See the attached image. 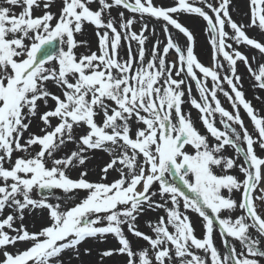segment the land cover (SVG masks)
Here are the masks:
<instances>
[{
	"label": "snow or ice",
	"instance_id": "obj_1",
	"mask_svg": "<svg viewBox=\"0 0 264 264\" xmlns=\"http://www.w3.org/2000/svg\"><path fill=\"white\" fill-rule=\"evenodd\" d=\"M94 2L98 3L96 9L91 7ZM41 5L43 15L34 16L33 9ZM51 5L52 0L0 3V214L10 210L0 218L4 257L0 264H63L59 258L64 252L73 251L79 258L82 243L89 239L104 242L110 234L120 247L104 250L101 258L122 254L128 257L127 264H261L264 213L255 200L264 203V157L257 155L254 145L264 150V115L245 98L242 77L237 74L238 61L252 72L250 58L228 41L251 46L261 55L264 42L250 38L246 26L232 19L230 0H219L218 4L201 0L199 6L194 0H178L172 7L157 6L153 0H62L58 16L49 10ZM13 6L22 10L17 14ZM114 7L140 18L162 19L166 34L163 47L157 39L146 60V33L154 34L155 30L145 23L139 32L134 31L136 18H126L124 12L118 13L117 22L111 16ZM250 12L247 27L264 31V0H250ZM180 13L195 14L206 21L214 67L205 66L195 56L192 32L174 18ZM85 24L95 27L98 50L78 56L75 49L87 47L88 42L77 41L75 35L83 32ZM169 26L186 37L187 45L174 42ZM133 41L137 44L135 53ZM124 46L127 56L121 57ZM170 50L177 54L176 61L169 62ZM220 56L230 70L222 79ZM252 74L264 90V64ZM208 77L211 88L205 83ZM189 81L195 82L200 94V100L192 98L191 104L201 114L215 144L194 126L190 113L182 111L185 90L189 95L192 91ZM49 82L61 89V95L48 89ZM223 82L231 94L224 91ZM217 90L223 92L235 114L221 105ZM49 100L55 107L40 113L43 134L30 133L40 104L47 108ZM241 106L255 136L241 118ZM215 113L222 117L223 131L215 126ZM97 116H102L100 122ZM53 119L58 121L55 126ZM133 122L143 126L133 132ZM82 126L87 131L77 138L74 129ZM68 142L77 148L56 158L55 153ZM225 146L233 148L242 162L223 155ZM35 147L39 151L33 154ZM117 149L121 154L112 156ZM91 150L112 156L101 169V182L88 180L86 169L78 178L70 177L69 169L83 167ZM17 152L26 155L13 160ZM234 167L239 168L243 180L215 171L219 168L227 173ZM109 171L118 172L119 178L103 182ZM155 185L158 191L151 190ZM54 190L69 198L80 190L86 195L73 206L62 208L48 200ZM34 191H39L40 199L32 197ZM234 191L241 192L239 201L233 198ZM157 195L161 201L154 199ZM155 209H164L166 217H159L155 224L149 221L154 233L150 236L138 230L137 220L145 211ZM36 210H47L49 222L39 231L29 232L23 224L24 214ZM238 210L241 214L233 216ZM188 211L202 218V237L195 234ZM225 212L227 215H222ZM125 226L149 248L134 250ZM216 231L222 237L223 253L214 243ZM18 243L29 246L14 253L7 251ZM194 250H202L203 255Z\"/></svg>",
	"mask_w": 264,
	"mask_h": 264
},
{
	"label": "rangeland",
	"instance_id": "obj_2",
	"mask_svg": "<svg viewBox=\"0 0 264 264\" xmlns=\"http://www.w3.org/2000/svg\"><path fill=\"white\" fill-rule=\"evenodd\" d=\"M154 4L157 6H163V7H172L175 6L176 3H178V0H153ZM194 2L199 6L201 4V0H194ZM0 3H2V0H0ZM214 3L218 4L219 0H214ZM7 6V5H5ZM91 7L93 9H96L98 7V3L94 2ZM62 8V0H52L51 8L49 9L52 13L59 15ZM12 10L16 12L17 14L22 10L18 6H13ZM45 9L41 5L39 8L33 9V15L34 16H40L43 15ZM230 15L232 19L237 22L238 24H243L246 26V34L250 38H255L260 42H264V31H261L258 27H247L250 24L251 19V12H250V0H230V7H229ZM124 12V16L126 18H132L133 16L136 18V23L133 26V30L139 32L142 26L147 23L150 29H154L153 32H148L146 35H148L149 39L146 42V60L150 59V56L147 53H150L152 46L154 42L159 39L161 41V48L163 47V44L166 42V35L163 32V25L164 21L162 19H156L151 18L148 16H145L144 18H140L139 14H131L127 10L123 9L122 7H114L111 10V16L117 19V22H119L118 13ZM211 14V13H210ZM108 16L105 15V19H107ZM174 18L178 19V21L185 27H187L193 34L194 37V54L198 58V60L203 63L205 66L208 67H214V53L212 46L210 44V33L206 30L207 24L206 21H204L202 18H200L198 15L195 14H186V13H180L177 15H174ZM226 31H228L230 34L232 33V30L228 27H226ZM169 32L175 33V37H172L174 42H177L181 47H184L187 45L188 41L186 37L180 33L179 30L175 29L172 26H169ZM75 39L77 41H87V47L81 46L75 49L76 54L83 55V54H90V51H97L98 50V38L96 36V29L91 24H85L83 28V32L81 34H76ZM229 43L233 44L234 48H237L239 51H241L243 54L247 55L250 58L251 68L252 72H258L259 65L264 64V55H261L258 50L252 48L251 46L247 45H237L233 41L229 40ZM124 45L127 44V42H123ZM132 49L135 53L137 49V44L135 41L132 42ZM90 50V51H89ZM120 55L121 57L127 56V48L126 46L121 47L120 49ZM220 62L224 65L222 69H220L221 79L224 75H230L229 66L226 61L223 60L222 56L218 57ZM169 62L176 61L177 60V54L174 50H170V54L168 56ZM53 66H57L55 61L52 62ZM252 72L249 71V68L247 65H245L243 62L237 63V74H239L242 77L241 85L242 90L245 93V98L251 102L253 107L261 114L264 115V90L259 89L257 86V82L254 79V76ZM198 76L204 80L203 74L199 73L197 70ZM191 84V94L189 95L186 91V95L184 97L185 103L182 105V111L185 114L190 113L191 120L194 123V126L199 130V132L206 136V127L204 126L202 120H201V114L199 111L193 107L191 104V99L195 98L197 101L200 100V94L199 90L196 88L194 81H189ZM205 83L209 88L212 87V81L211 78L208 77L205 80ZM48 89L56 94L61 95V89L57 86H55L52 82H49L47 85ZM222 87L224 91H228L231 94L230 87L226 84V82L222 83ZM234 95V94H232ZM258 97V99H257ZM217 98L220 100L221 105L228 110L229 112H233L235 114V110L231 107L230 102L228 99L224 96L223 92L217 90ZM210 102L212 103V106H215V103L211 101V97H209ZM55 107V104L52 100H49L47 108L44 107V105L41 103L39 112L36 117L32 118V122L30 125L29 132L42 135L41 129L44 128V124L40 120V113L50 110ZM240 115L241 118L244 121L245 126L248 128L249 132L252 133L255 136L254 132V126L250 120V118L247 116L246 112L243 110L242 106L240 107ZM97 121L100 122L102 120V116L96 117ZM221 115L219 113L214 114V123L215 126L220 129L221 131L224 130V124L221 123ZM58 123L56 119L52 120V125L55 126V124ZM228 123H233L229 121ZM143 125H137L135 122L132 123V130L135 132L137 127H142ZM234 127L237 128L239 131L238 125L233 124ZM51 130V129H48ZM87 131L86 127H79L74 129V135L78 138L80 135L85 134ZM29 132H26L24 134L25 138L29 135ZM208 135V134H207ZM208 139L211 140V144L217 143L215 138L208 135ZM246 147V146H245ZM256 153L260 157H264V150H262L259 145H254ZM77 148V145L71 142L66 143L65 146H63L59 151L55 153L56 158L63 157L67 154H70L71 151L75 150ZM189 151H192V149H188ZM33 154L36 151H39L38 147L33 148ZM26 155L25 153H14L13 160L17 156ZM223 155L227 157H232L234 159H237L238 163L242 162V157L237 158L235 150L231 148L230 146H225V150L223 152ZM88 160L86 164L83 167H75L71 168L68 171V175L72 178H78L81 171L84 169L87 170L88 176L87 179L93 182H101L102 172L101 169L109 163L110 159H112V156H109L108 153L102 150H91L87 153ZM119 156V155H118ZM6 167L9 165H5ZM49 166H51V161H49ZM119 167V165H118ZM217 174H232L235 176H238L241 180H243V175L240 173L238 167H234L231 170H228L227 173H222L221 169L217 168L215 169ZM119 178L118 172L116 171H109L106 180L103 182L110 183L114 181L115 179ZM179 183V182H177ZM264 187V185H261ZM183 187V185H181ZM152 191H158V185H155L152 189ZM187 191V189H185ZM225 195H228L226 192ZM86 193L82 190L76 191L74 194L71 195V197H67L61 190H56L55 194L48 197L49 202L51 203H60L62 208L65 207H71L75 203H78L80 199H82ZM233 198L236 200L241 199V192L234 191L232 194ZM254 195H258V193H254ZM32 197L35 199H40L41 196L38 195L37 191H34L32 193ZM59 198V199H57ZM156 201H161V197L157 195L154 198ZM255 204L258 208V210L261 213H264V203L259 201L258 199L255 200ZM170 206V204H169ZM10 210H5L3 214H0V218H3V216H6ZM242 210H238L233 213V216H238L241 214ZM190 217V220L195 228V234L197 237H202L204 228H203V220L201 217L198 216L197 213L188 211L187 213ZM222 215H227V213H222ZM164 216L166 217V212L164 209H155V210H148L145 211L141 216L138 217L137 220V227L138 230L150 235L154 236V233L152 232L151 228L149 227V221H151L153 224H155L159 217ZM49 222V216L47 210H36L32 212L25 211L24 214V220L23 224L27 227L29 232H36L39 231L42 227L46 226ZM19 221L17 222V227H19ZM169 230L173 231L171 226H169ZM125 234L127 235L128 239L131 242V245L134 250L139 251L142 248H149V245L146 241H144L142 238H137L131 233L127 231V228L125 226ZM253 237H256L255 231L252 233ZM236 243V247L239 249L241 245L238 242L233 241ZM214 243L218 250L223 253L224 247L222 244V237L218 233V231L214 234ZM29 245L25 243H18L15 248L9 247L7 248L8 252H16L19 250H24ZM120 247L118 240L113 235H108L104 242H101L100 240H93L89 239L85 243H82L79 246V258H76V255L73 251H66L62 254V256L59 258L63 261V264H127L128 257L126 255L122 254H113L110 257L101 258L100 253H102L104 250L108 249H118ZM261 247H264V242H262ZM85 249H90V254H85ZM150 250V249H149ZM196 254L203 255L202 250H194ZM3 254L2 250H0V260H3ZM261 261V264H264V258H258Z\"/></svg>",
	"mask_w": 264,
	"mask_h": 264
},
{
	"label": "bare ground",
	"instance_id": "obj_3",
	"mask_svg": "<svg viewBox=\"0 0 264 264\" xmlns=\"http://www.w3.org/2000/svg\"><path fill=\"white\" fill-rule=\"evenodd\" d=\"M164 34H165V33H164ZM165 35H166V34H165ZM171 36H172V37H175V33H171ZM206 132H207V130H206ZM207 134H208L209 136H211L210 133L207 132ZM207 134H206V136L208 137ZM209 142H210V144L212 143L210 139H209ZM120 154H121V150H120V149H117L112 155H113V156H118V155H120Z\"/></svg>",
	"mask_w": 264,
	"mask_h": 264
},
{
	"label": "water",
	"instance_id": "obj_4",
	"mask_svg": "<svg viewBox=\"0 0 264 264\" xmlns=\"http://www.w3.org/2000/svg\"><path fill=\"white\" fill-rule=\"evenodd\" d=\"M55 191V190H54Z\"/></svg>",
	"mask_w": 264,
	"mask_h": 264
}]
</instances>
